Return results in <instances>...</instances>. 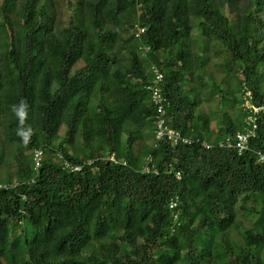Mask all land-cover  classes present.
Listing matches in <instances>:
<instances>
[{"label":"trees","instance_id":"1","mask_svg":"<svg viewBox=\"0 0 264 264\" xmlns=\"http://www.w3.org/2000/svg\"><path fill=\"white\" fill-rule=\"evenodd\" d=\"M153 66L191 144L154 138ZM245 99L263 109L237 154L217 142L247 126ZM257 151L264 0H0V264H264Z\"/></svg>","mask_w":264,"mask_h":264},{"label":"built area","instance_id":"2","mask_svg":"<svg viewBox=\"0 0 264 264\" xmlns=\"http://www.w3.org/2000/svg\"><path fill=\"white\" fill-rule=\"evenodd\" d=\"M135 35L137 36L140 32H142L144 29L137 27L136 28ZM154 71V77L151 80V83L148 85V90L150 93V101L155 107V114H154V138L156 141H162L167 140L172 145H178V144H191L193 142V139L184 136L180 131L171 128L165 118V106L166 101L161 93V86L160 83L162 81V73L153 66ZM244 94L250 97V90L244 89ZM244 106L249 110V114H247V126L244 128V130H238L234 133L233 136H225L222 139H220L217 142L218 147H233L237 154H241L245 150L248 149V142L249 140L254 137L255 135V129H256V122H255V113H257L259 110L263 109V106H255L250 103L248 99H245ZM201 144L205 148H211L213 145L212 143H209L207 141H202ZM258 157L261 161H264V153L257 151ZM43 155V148L38 147L35 148L32 151L31 157L33 161L34 168H38L41 163ZM61 158V156H58ZM109 159L116 161L114 157V153H111L109 155ZM151 162V156L148 155L145 158V165L142 167V172H148L152 170L153 168L150 167L149 163ZM62 163L64 167L68 168L70 171H78L81 168L80 164H72L71 162L62 159ZM155 171V170H153ZM179 176V173H177V177ZM6 187L5 184L0 183V189ZM176 205V200L171 198L168 207L174 208Z\"/></svg>","mask_w":264,"mask_h":264},{"label":"rangeland","instance_id":"3","mask_svg":"<svg viewBox=\"0 0 264 264\" xmlns=\"http://www.w3.org/2000/svg\"><path fill=\"white\" fill-rule=\"evenodd\" d=\"M211 67H212V65H211ZM218 76V75H217ZM218 79V78H217ZM204 81H205V84H207V82L209 83V84H207L206 86H208V85H211V86H213L212 85V81H211V78H210V76H209V74H205V76H204ZM218 85L216 86L215 85V87H219L220 89H221V91L219 92V95H224V97L227 99V93L226 92H228L229 91V86H227L228 85V83H217ZM230 84H234V81H231L230 82ZM211 86H208V87H210V88H206L205 90H206V93H205V98L207 99V93L210 91V90H212V87ZM236 88V87H235ZM209 90V91H208ZM196 92V91H195ZM210 93V92H209ZM216 94H218V90L216 89ZM215 93H214V95H213V93H210V95L211 96H213V100L211 101V102H209V105H210V107L211 108H214V110L216 111V104H217V106L219 105L218 103H216L217 102V98L218 97H216L217 95H216ZM234 98H236V100L238 101L239 100V98H240V93H239V91H238V89H235V91H234ZM216 97V98H215ZM229 97V96H228ZM204 98V97H203ZM202 98V99H203ZM204 101H206V100H204ZM224 103H225V105H224ZM223 103V105H221L220 107L221 108H225V107H227V105H228V101H225ZM207 104H208V102H207ZM207 104L206 103H204L203 104V108H205V109H207ZM214 106V107H213ZM208 110V109H207ZM209 111V110H208ZM207 111V112H208ZM213 114V115H212ZM212 115V124L214 125H211V126H213V128L215 127V119H216V114H214V113H210V116ZM233 120H234V118H233ZM216 124H217V121H216ZM124 137H122V141L117 145V147H116V152L118 153V154H122L123 153V151H124ZM140 149V155H141V157H142V155H145V152H144V150L141 148V146L139 145H136V146H133L132 148H131V150H130V155H129V159H132V158H134V156L136 155V153H137V149ZM141 160H144V159H141Z\"/></svg>","mask_w":264,"mask_h":264}]
</instances>
